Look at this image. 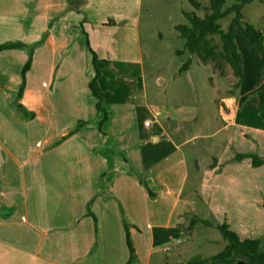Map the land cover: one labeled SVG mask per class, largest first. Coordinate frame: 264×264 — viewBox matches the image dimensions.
<instances>
[{
  "label": "crops",
  "instance_id": "1",
  "mask_svg": "<svg viewBox=\"0 0 264 264\" xmlns=\"http://www.w3.org/2000/svg\"><path fill=\"white\" fill-rule=\"evenodd\" d=\"M140 2L0 0V46L19 45L0 52V264L200 262L214 255H161L222 224L264 252V164L250 158L264 159V103L221 99L213 135L225 132L224 146L186 189L187 140L149 104L143 80ZM91 53L96 68L109 55L96 79L101 125ZM104 67L130 81L106 84ZM236 252L247 261L246 248Z\"/></svg>",
  "mask_w": 264,
  "mask_h": 264
},
{
  "label": "rangeland",
  "instance_id": "2",
  "mask_svg": "<svg viewBox=\"0 0 264 264\" xmlns=\"http://www.w3.org/2000/svg\"><path fill=\"white\" fill-rule=\"evenodd\" d=\"M195 1L201 7H206L209 0ZM234 2L235 0H226V6ZM184 12L194 13L198 17L204 15V11L195 10L189 0H141L139 62L143 68V80L149 95L152 92L156 95V98L149 96V104L155 111L170 117L173 127H180L179 142L187 140L182 149L190 175L186 188L189 189L193 182L195 165H204L212 160L224 146L223 138L226 133L221 131L213 135L223 126L219 115L222 106L221 99L228 96L238 98L245 94L257 97L258 93L264 92V67L260 51L238 30L235 42L243 61V76L238 87H234L237 80L229 66L220 58L214 62L203 63L197 56L190 55L184 50L185 41L178 37L175 30L176 26L187 24L183 16ZM232 17L231 15L219 22L223 30ZM243 19L255 29L264 32V0H255L246 5L243 9ZM209 39L211 44L217 47L215 53L218 54L220 52L218 37L213 36ZM107 58L109 55L104 54L103 60L97 64L100 72L101 68L106 65ZM189 60L191 61L190 66L186 71H181L183 65ZM102 70H106L104 77L106 84L109 78L113 79L117 76L119 78L124 76L127 81H130L123 73L116 74L107 68ZM92 73L90 83L94 78V69ZM132 81L136 83L135 78ZM95 86L96 81L94 90L102 99L101 91ZM248 106L253 107V102ZM223 117L227 119L226 115ZM251 120L255 121V119ZM141 121L143 122V118ZM225 244L226 242L217 230H204L199 227L194 231L192 240L171 248L161 257L163 260L166 258L176 260L178 251L186 249L185 255L179 257L180 260H187L189 256H198V254L203 258H208L221 253ZM243 260L241 253L236 252L235 256H231L229 260L221 261H225V264H235L237 261L244 262ZM167 264L173 263L167 262Z\"/></svg>",
  "mask_w": 264,
  "mask_h": 264
},
{
  "label": "trees",
  "instance_id": "3",
  "mask_svg": "<svg viewBox=\"0 0 264 264\" xmlns=\"http://www.w3.org/2000/svg\"><path fill=\"white\" fill-rule=\"evenodd\" d=\"M255 0H235L229 6H226V0H209L206 7H201V5L195 0H189L191 6L195 10L202 9L204 15L202 17L196 16L194 13H183L184 18L187 21L186 25H178L175 27L178 37L185 41L184 50L190 55L197 56L201 62L208 63L214 62L217 58H220L225 64L229 66L232 71L233 76L236 78L237 83L234 87H238L243 76L242 69V57L238 51L235 35L239 30L246 38L260 51L262 54V66L264 67V35L263 31L255 29L250 24L244 22L243 19V9L246 5L252 3ZM233 16L223 30L219 22L229 16ZM217 36L219 39L220 52L215 53L217 49L210 42V37ZM19 45L15 44H5L0 46V52L8 49L17 48ZM96 57L91 53V63L94 69V78L91 83H89V88L92 92V96L96 99L95 107L98 112L103 113V118L99 122V125L108 118V113L104 111L102 107V100L99 95L94 90V82L99 76L100 70L95 66ZM191 61H187L181 71H186L190 66ZM30 62L26 64L23 69L22 75L29 68ZM260 100L264 103V92L258 93ZM244 155L237 156V160L243 159ZM252 159V165L254 167H259L264 164V159H259L256 156H250ZM147 192H149L147 190ZM150 194V192H149ZM196 220L190 221L189 225H195ZM204 225L208 226L209 223L203 222ZM221 237L226 242V246L223 251L213 257L203 260L200 262H186L184 264H204L208 261L216 260H229L233 252L240 248H246L248 250L247 261L244 264H264V252H262L259 240H243L241 241L236 234L231 232L226 224L219 225L217 227ZM127 246L129 251L130 263L134 259V250L129 240H127Z\"/></svg>",
  "mask_w": 264,
  "mask_h": 264
},
{
  "label": "water",
  "instance_id": "4",
  "mask_svg": "<svg viewBox=\"0 0 264 264\" xmlns=\"http://www.w3.org/2000/svg\"><path fill=\"white\" fill-rule=\"evenodd\" d=\"M235 264H244L242 261H237Z\"/></svg>",
  "mask_w": 264,
  "mask_h": 264
},
{
  "label": "built area",
  "instance_id": "5",
  "mask_svg": "<svg viewBox=\"0 0 264 264\" xmlns=\"http://www.w3.org/2000/svg\"><path fill=\"white\" fill-rule=\"evenodd\" d=\"M149 123H146L145 125H148Z\"/></svg>",
  "mask_w": 264,
  "mask_h": 264
}]
</instances>
